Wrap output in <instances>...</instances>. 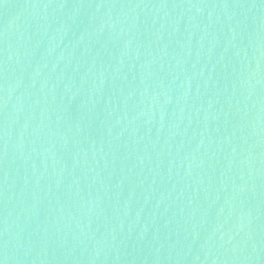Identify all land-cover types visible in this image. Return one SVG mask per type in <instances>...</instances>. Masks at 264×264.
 I'll use <instances>...</instances> for the list:
<instances>
[{
  "label": "water",
  "instance_id": "water-1",
  "mask_svg": "<svg viewBox=\"0 0 264 264\" xmlns=\"http://www.w3.org/2000/svg\"><path fill=\"white\" fill-rule=\"evenodd\" d=\"M0 264H264V0H0Z\"/></svg>",
  "mask_w": 264,
  "mask_h": 264
}]
</instances>
